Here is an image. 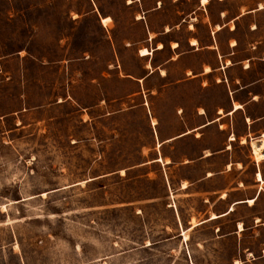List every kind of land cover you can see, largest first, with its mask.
Segmentation results:
<instances>
[{
	"label": "rangeland",
	"instance_id": "1",
	"mask_svg": "<svg viewBox=\"0 0 264 264\" xmlns=\"http://www.w3.org/2000/svg\"><path fill=\"white\" fill-rule=\"evenodd\" d=\"M255 2L0 0V264H264V182L250 198L264 160L249 143L221 149L216 124L172 140L225 106L224 87L191 83L178 99V61L159 75L173 40L207 43L214 23L227 25L217 42L260 56L264 10L228 20ZM212 59L190 51L183 66ZM233 200L246 203L199 223Z\"/></svg>",
	"mask_w": 264,
	"mask_h": 264
},
{
	"label": "crops",
	"instance_id": "2",
	"mask_svg": "<svg viewBox=\"0 0 264 264\" xmlns=\"http://www.w3.org/2000/svg\"><path fill=\"white\" fill-rule=\"evenodd\" d=\"M207 2L208 0H205L203 2L202 0H200L201 5H204ZM254 5L255 6L253 7L242 6L243 8L239 9V11L228 20L234 21L240 18L243 19L247 16H250L251 14H254L257 11L264 10V0H256ZM259 5H261V7H259ZM224 16H226L225 11L221 9L219 11V17L222 19L224 18ZM102 17H100V21ZM213 25V28L211 26L209 28V39L207 43L200 44V41L197 37H192L188 40L189 49L186 51L178 50L179 43L178 41L173 40L169 46V48L171 49L170 56L166 60H164L162 64H159V75L163 77L167 76V64H169L170 62L178 61V63L181 65L184 76L172 79L170 83H167L171 86L173 98L174 96H177L178 99H180L181 97L183 98V96L185 97V86L191 83L196 82L200 87L203 88L208 85L210 79H213L215 83L220 84L224 87L225 106H218V108L215 110V114L212 117L207 116L201 122L197 123L194 127L187 128L186 130L179 132L177 135L173 136L172 140H179L180 138L187 136V134H189L191 131L205 129L213 124H216L218 130L226 134L224 145L221 149L224 148V150H228V148H230V145L234 141L240 143H249L251 145V141L260 138L262 133L264 134V127H260L261 123H264V70L262 72H259V67H257L254 61L256 59L259 62L264 63V51L261 52L260 56H258L257 54L255 56L254 51L248 50L247 52V49L238 51L237 47H235L238 45V41L235 38H228L224 43L217 42L216 34L218 33V31L222 30L224 26L227 25L226 23H214ZM234 28L235 27L233 26H228L227 30L232 31L234 30ZM248 28L251 32L256 30L257 27L254 25V23H252L248 26ZM170 29V27L166 26L163 28L162 32H169ZM191 40H195V43L192 44ZM163 47L164 43L159 41V47L157 48H159L160 50ZM203 48L210 51V53H213L214 60L212 59V61H202L201 65H197L196 67H193L191 65L183 66V58L186 52L199 51ZM253 48L251 47V49ZM147 76L148 73L142 75L138 78V81L144 80ZM235 104H237L238 107H235ZM182 110L183 108L181 105L176 107V113H180L182 112ZM205 115L206 112L204 107L199 106L198 108H196V116L203 117ZM240 127L243 130L238 131ZM197 133L199 134V137H201V134L203 132L199 131ZM231 134H233L234 136L233 139H230ZM158 143V146H161L163 142L160 141ZM206 149H208V147L203 148L195 157V160L202 161L212 157L214 153L207 151ZM159 158V161L163 162L162 157L159 156ZM187 161V164H189L191 161H193V159L187 158ZM164 162L167 163L168 161L164 160ZM181 162L183 163V161H179V163ZM255 162L258 161L255 160ZM230 166H233V161L231 159H229L225 163L224 171L226 172L228 170H231L232 167ZM257 171L260 170L257 169L254 172V179L256 182H258L257 189L255 194L250 197L254 198L253 202L260 194L262 189L261 184L264 182V180L262 182L257 181L255 176ZM260 173L264 179L263 172L260 171ZM213 175V172L208 171L206 175H204V177L208 178ZM182 184H184V182H181L179 184L180 188L184 189L188 187L185 184L184 186H182ZM228 195L229 194L227 193V191L218 193V197L222 199H225V197H227ZM244 200H233L229 202L223 212L214 213L217 215V217L209 219V214L203 220L199 221V223L217 219L228 214L230 212H228L230 206H232L231 211H233V206L242 202L246 203Z\"/></svg>",
	"mask_w": 264,
	"mask_h": 264
},
{
	"label": "bare ground",
	"instance_id": "3",
	"mask_svg": "<svg viewBox=\"0 0 264 264\" xmlns=\"http://www.w3.org/2000/svg\"><path fill=\"white\" fill-rule=\"evenodd\" d=\"M191 43L192 44L195 43L194 40ZM148 53H149V51L146 48H141L139 50V55H146ZM235 107H238V105L235 104ZM230 138L231 139L233 138V134ZM251 146H252L253 153L255 155V160L259 161V160L263 159L264 158V134L262 133L260 138L256 139L255 141H252ZM256 178H257V180H260V181L262 180V176H261V173L259 171L256 172ZM249 200H251V199H249ZM212 217H214V215Z\"/></svg>",
	"mask_w": 264,
	"mask_h": 264
}]
</instances>
